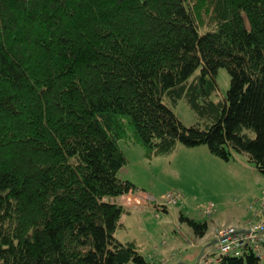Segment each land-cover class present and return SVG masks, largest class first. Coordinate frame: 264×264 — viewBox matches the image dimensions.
Listing matches in <instances>:
<instances>
[{"label": "trees", "instance_id": "16d2710c", "mask_svg": "<svg viewBox=\"0 0 264 264\" xmlns=\"http://www.w3.org/2000/svg\"><path fill=\"white\" fill-rule=\"evenodd\" d=\"M182 98L201 123H181ZM121 140L264 173V0H0V264H152L116 237L137 191Z\"/></svg>", "mask_w": 264, "mask_h": 264}, {"label": "rangeland", "instance_id": "374dc122", "mask_svg": "<svg viewBox=\"0 0 264 264\" xmlns=\"http://www.w3.org/2000/svg\"><path fill=\"white\" fill-rule=\"evenodd\" d=\"M216 80L219 92L212 99L219 101L226 96L231 78L226 69H220ZM172 109L186 127L201 123L186 98ZM119 144L128 160L119 177L132 176L137 186L141 185L157 203L153 204L155 208L145 207L125 214L122 218L125 227L117 230L116 237L122 242L135 241L146 258L158 255L161 260H170L175 255L170 264H198L205 250L201 255L198 253L199 249L194 246L200 238L192 227L181 221V215L207 222L210 233L223 223L242 224L249 214L248 207L256 204L264 192V173L254 168L245 154H234L229 161H224L213 156L207 145H178L171 155L148 160L142 146L127 140ZM169 192L182 194L179 204L167 205L166 210L156 208L164 204L163 197ZM208 205H213L211 215L205 211ZM185 258L189 261H184Z\"/></svg>", "mask_w": 264, "mask_h": 264}, {"label": "built area", "instance_id": "2783aa9c", "mask_svg": "<svg viewBox=\"0 0 264 264\" xmlns=\"http://www.w3.org/2000/svg\"><path fill=\"white\" fill-rule=\"evenodd\" d=\"M182 199L179 192H169L164 197L162 206L177 205ZM119 202L126 208H139L157 203V200L146 193L135 191L122 196ZM213 205L205 207L207 215L212 214ZM250 219L246 226L236 227L223 225L214 233V246L205 250L198 264H218L223 256L241 257L245 253H252L258 258L264 257V192L256 204L248 207ZM175 257V255H173ZM169 259H162L157 264H169ZM156 264V263H155Z\"/></svg>", "mask_w": 264, "mask_h": 264}, {"label": "crops", "instance_id": "0c3cea01", "mask_svg": "<svg viewBox=\"0 0 264 264\" xmlns=\"http://www.w3.org/2000/svg\"><path fill=\"white\" fill-rule=\"evenodd\" d=\"M152 160V159H151ZM130 178H128V179H125V180H129V181H131L132 183H134L135 185H136V187H137V191H140V192H143V193H145L144 192V190L141 188V185H139V186H137V180H135L134 178H132V176H129ZM143 190V191H142ZM150 195V194H149ZM262 195V194H261ZM261 195H260V197H261ZM260 199V198H259ZM258 199V200H259ZM257 200V201H258ZM158 206V205H157ZM156 206V208H158ZM145 207H153V208H155L154 207V205L153 204H149V205H146V206H141V207H139V208H129V213H131L133 210H140V209H143V208H145ZM162 210H166V208L165 209H162ZM129 213H127V214H129ZM250 217V214H248V216L243 220L244 222L242 223V224H238V225H233V224H229V225H232V226H238V227H244V226H246V223H247V221H248V219H250L249 218ZM122 224H123V227H125V224L122 222ZM223 225H227V224H222V225H220V226H218V227H221V226H223ZM217 227V228H218ZM216 228V229H217ZM215 229V230H216ZM215 230L214 231H212V232H210V233H208L207 232V234L203 237V238H200L199 239V243L197 244V245H195L194 247L195 248H198L199 250H198V253L201 255L203 252V250L205 249L206 250V248H208L209 246H211L213 243H214V233H215ZM122 242V241H121ZM126 242H131V241H125L124 243H126ZM135 242V241H134ZM137 244V243H136ZM138 245V244H137ZM200 255H199V257H200ZM198 257V258H199ZM146 258V257H145ZM174 258H176V257H170V262H169V264L171 263V261L174 259ZM163 259V258H162ZM146 260L147 261H149L150 263H157V262H159L160 260H161V258L158 256V255H152V256H150L149 258H146ZM184 261H189V260H187L186 258L184 259ZM180 264H183V263H180Z\"/></svg>", "mask_w": 264, "mask_h": 264}, {"label": "water", "instance_id": "95a60500", "mask_svg": "<svg viewBox=\"0 0 264 264\" xmlns=\"http://www.w3.org/2000/svg\"><path fill=\"white\" fill-rule=\"evenodd\" d=\"M205 250V249H204ZM204 250L202 252H204Z\"/></svg>", "mask_w": 264, "mask_h": 264}]
</instances>
